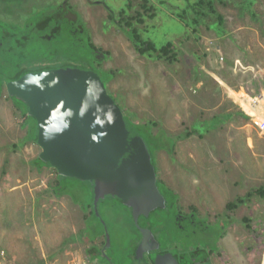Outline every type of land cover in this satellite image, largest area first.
Instances as JSON below:
<instances>
[{"label": "rangeland", "instance_id": "rangeland-1", "mask_svg": "<svg viewBox=\"0 0 264 264\" xmlns=\"http://www.w3.org/2000/svg\"><path fill=\"white\" fill-rule=\"evenodd\" d=\"M196 1L147 0L151 8L143 12L142 0H78L72 8L99 60L78 54L75 63L104 80L109 74L106 90L130 122L147 123L154 133H162L164 148L151 153L158 185L162 187L163 182L176 190L179 206L188 210L192 204L201 219L209 216L225 225L227 217L230 225L219 241L217 261L264 264V197L254 192L264 185V0H211L215 12L207 6L209 0L195 7L197 11L186 7ZM53 2L28 0L32 12ZM121 10L124 18L141 10L142 23L132 22L137 35L155 49L171 43L169 53H139L125 31L129 28H121ZM18 12L14 6L0 12V18L14 19L2 25L14 26L20 33L26 16ZM37 16L28 17L32 28ZM65 37L62 34L58 44H65ZM33 44L51 46L39 39ZM34 46L30 43L28 49ZM71 53L75 56L74 50ZM243 98L256 101L261 115L246 112ZM24 120L3 85L0 249L7 253L3 259L19 264H94L86 249L101 247L106 228L109 246L105 252L113 263L140 264L133 252L139 236L131 209L107 196L98 201L95 216L88 206L91 185L72 177L60 178L67 193L57 194V172L52 167L38 168L35 158L40 147L32 140L25 142ZM173 218L174 210L163 207L153 209L150 217L140 215L137 221L143 227L154 225L158 239L183 237L176 233ZM186 240L183 247L209 244L199 232ZM168 250L176 252L173 247ZM197 256H205V251Z\"/></svg>", "mask_w": 264, "mask_h": 264}, {"label": "water", "instance_id": "water-1", "mask_svg": "<svg viewBox=\"0 0 264 264\" xmlns=\"http://www.w3.org/2000/svg\"><path fill=\"white\" fill-rule=\"evenodd\" d=\"M81 66L27 70L5 77L10 96L21 100L36 123L38 157L57 174L87 182L92 188V207L110 196L132 212L141 231L135 256L148 253L147 231L138 224L140 215L165 206L156 183L152 154L143 137L107 92L94 71ZM109 246L105 228L104 246ZM101 250V254H106ZM152 264H178L170 254H159ZM111 264V263H109Z\"/></svg>", "mask_w": 264, "mask_h": 264}, {"label": "flooded vegetation", "instance_id": "flooded-vegetation-1", "mask_svg": "<svg viewBox=\"0 0 264 264\" xmlns=\"http://www.w3.org/2000/svg\"><path fill=\"white\" fill-rule=\"evenodd\" d=\"M98 1L101 2V0H98ZM77 3H78V0H75V2H72V0H58V1L55 0V2L46 4L42 7H38L37 10L34 9V12H32V8L34 7L30 6V3H28V0H0V12L8 11L9 9L14 8V6H18V9H19L18 13H20L21 16L22 14L26 16L25 22L28 23L29 25L31 23L29 22L28 17L34 14H38V16L35 19L36 22L40 18L47 19V22L43 24H39V25H43V26H39V30L46 29L45 30L46 32L44 33H41V31L39 32V30H35V29L33 30H30V28L25 29L23 27L24 25H22V29L20 30L21 32L19 33V30L16 27L14 26H11V27L15 29L14 31L18 35H22L25 33L28 34V38H29L28 44L31 43L34 46L35 44L33 43L35 42L36 39L41 40L40 37L42 38L44 37L45 39H47V41L50 42V45H51L48 48H43L44 50L48 49V51L46 52L44 51L42 53H39L41 52L39 50V45H35L34 50L33 49L30 50V54H28L27 52L26 58L23 57L21 59H15L16 61H8V63H6V67L4 68L5 70L1 72L5 76H12L13 74L21 70L23 72L27 70H46V69H56V68L65 67V66H77V63L75 62L78 61V47L76 48L71 47L75 51V56H73L71 51L68 49L70 48V46H68L66 43L63 45L58 44L60 42L59 38L64 33L63 32L64 30H62V27H66L65 21L68 19L67 14L68 13L73 14L72 11L77 14L76 10H73L72 8V6H76ZM68 7H70V9H68ZM127 7L129 9V6ZM43 9H47V10L44 11ZM22 11H24V13H21ZM69 17H71V15ZM77 17H78V14H77ZM127 17L128 16H126L125 18ZM4 21L13 22L15 20L9 19L8 17L0 18V35H2L5 32L4 28L8 29L7 26L5 27L2 25V22ZM70 21H71V24L74 23L75 17L73 18V20H70ZM71 24L69 27L72 31L75 32V30L76 31L79 30L80 32H82V28H80V26L77 23H75L74 25L73 24L71 25ZM83 28L86 29L84 25H83ZM37 36H39V38H37ZM75 37L78 40V32L76 33ZM76 43H78V41ZM91 51H93L94 60L98 62L99 60L98 51L96 50L95 47L92 48ZM54 61H57V64L52 66L51 64ZM154 159H155V156H154ZM155 163H156V159H155ZM154 168L156 169L155 172H157L156 165L154 166ZM157 180L158 179L156 178L157 186L165 198L164 208L166 207L169 210L171 209L174 210L175 219L174 218L173 219L175 221L174 225L176 228V233L177 232L181 233L183 237L180 235H177V237L165 236L161 240L156 237L158 236L157 234H153L154 225H147L144 227L139 225L144 231H147L150 233L147 239H148V244L152 248L150 249L148 253H144L143 257L144 259H146V262H143L141 264H152L153 261L150 262V258H154L155 256H158L159 254H164V253L170 254V256L174 257L178 264H220L219 262L220 260L217 261V258H219L218 254L221 253V246L219 245V241L225 235L224 231L226 230V227L230 225L229 221L227 220V217H225V225L217 221H211L209 219V216L207 218L203 217L201 219L202 217L201 215H195V210L192 204L188 205V207L189 206L191 207L188 210H185L182 206L180 207L177 201L178 194L176 193V190H172L171 188L167 187L163 182H161L162 187L159 186ZM163 189L170 190V192H172L173 197H170L171 198L170 199L167 196V194L163 192ZM175 196H176V200H174ZM169 200L171 201L170 203H169ZM89 210L91 213V208H89ZM152 211H150L146 217H150ZM96 215H98V213ZM166 219H168V217H166ZM217 224L219 226H217ZM161 228L163 227L161 226ZM136 229L138 230L139 239L134 245V248L136 247V245L141 239V231L137 227ZM196 232H199L205 235L209 244L205 245V248L200 247L198 245H190V244H186L185 247H183V243L185 242L186 238L188 239L191 236H194ZM102 246L103 245H101V247ZM101 247L100 249L102 250ZM170 247H173L176 250V252H172L168 250ZM104 250L105 248L103 249V251ZM202 250L205 251V256H197L199 251H202ZM187 252H188V255L186 256ZM105 254H106V257L105 256L101 257V254H100L99 257L92 259L95 262L94 264H104L102 263L103 259H104L103 262L107 261L105 262V264L111 263L110 255L107 254L106 252Z\"/></svg>", "mask_w": 264, "mask_h": 264}, {"label": "trees", "instance_id": "trees-1", "mask_svg": "<svg viewBox=\"0 0 264 264\" xmlns=\"http://www.w3.org/2000/svg\"><path fill=\"white\" fill-rule=\"evenodd\" d=\"M142 1H143V4L141 5L142 11L143 12L149 11V9L151 7L147 6V0H142ZM251 2H252V0H251ZM203 3H204L203 0H197L193 4L189 3L186 7H190L194 11H197V8H195V7L198 6V8H201ZM206 4H207L208 7H210V11L215 12V10H214V8L212 6V1L211 0L206 2ZM185 9H187V8H184V10L182 11L183 13H185L184 12ZM142 11L141 12L140 11H136L135 12V16H130L129 15L126 19L122 16V12H123L122 10L120 12H118L119 15L121 16L120 20H122V21L124 20L123 21L124 24L121 25V28L125 27V28H129L130 29V30L128 29V30H125V31L127 33L129 31L128 35L130 36L131 40L134 43L135 48L137 49V51L139 53H141V54L147 53V55H148V53H150V52H157V53H159V54H161L163 56L167 55L169 53V51H170L169 49L171 48V45H170L171 43H167V45H163L159 49H155L154 45L150 41H142L139 38V36L137 35V31L135 30V28L132 27L133 19H135V21L137 23H142V17H141L142 16ZM72 13L73 14H71V17L68 16V19L65 21L66 27H62V30H64L63 32L66 35V37H65L66 38V44L68 46H70V48H68V49L70 51H72L74 49L71 48V47H75V48L78 47L79 56H81L83 58H87L86 56H88V54H89V55H91L93 57V51H91V49L94 48V46L90 42L88 33H87L86 29L83 28V23L81 22L80 18L77 17V14L74 13L73 11H72ZM198 13H200V11ZM74 17H75V22L72 23V24L74 25L75 23H77L80 26V28H82V32H80L79 30L78 31L75 30L76 33L78 32V40L75 37L76 33L74 31H72L70 29V27H69L70 24H71L70 20H73ZM110 17H111V19L113 18V16H111V15L109 16V18ZM177 17L182 18L180 15L177 16ZM220 20H221V17L218 15V21H220ZM194 21H196V20H194ZM45 22H47V19H45V18L41 19L40 18L39 20H37L35 28H30L31 26L28 23H26L23 27L25 29L30 28V30H33V29L39 30V26H43V25H39V24H43ZM14 30L15 29L13 27H8V29L4 28L5 32L2 35H0V67L3 68L2 70H5L4 68L6 67V63H8V61H16L15 59H21L23 57L26 58L27 57V52L28 51L30 52V50L28 49V39H29L28 38V34L25 33V34H22V35H18ZM37 38H39V36H37ZM40 38H41V41L44 40L46 42H49L44 37L43 38L40 37ZM77 41H78V43H76ZM141 45H143V47ZM83 48H85V49H83ZM39 50L41 51L40 53H42L44 51L46 52V50H44L41 47H39ZM2 70L0 69V94H1V89H2L1 87H3V80L5 79V77L12 78V77H15L16 75L20 74V72H22V70H21V71L15 73V74H13L12 76H5L1 72ZM105 76H106L105 80L103 78H101V79L106 83V80L108 79L109 74L105 73ZM8 98L11 99L12 103L17 108L18 112L25 116V120L23 121L24 122L23 124L26 126V133H25V136H24L25 142L29 141V140H32L33 142H35L36 123H35V120L26 113V109H27L26 105L21 100L16 99L14 96L8 95ZM126 118L128 119V117H126ZM131 124L137 130V132L143 137V139L146 142V144H147V146L149 148V151L151 153H154L156 150L164 148L163 147L164 144H163V139H162V133H160V132L154 133L152 131L150 125L147 124V123H143V124L131 123ZM167 139H168L167 141L169 142L170 138H167ZM35 161H36V164H37L38 168H42L43 166L49 167L48 164L46 162H43L38 156H36ZM56 175H57L58 181L55 184V188H54L55 192L57 194L67 193V188H65L63 186V184L61 183V181H60V178H63V177H66V176H62L60 174H56ZM73 179L74 180H79V179H76V178H73ZM79 181H81V180H79ZM82 182H84V181H82ZM163 192L165 194H167V196L169 198L173 197L172 192H170V190L163 189ZM254 192L258 196L264 197V185L258 187ZM71 198L74 201L78 202L76 195H74L73 193L71 194ZM91 198H92V195H91ZM170 202L171 201L169 200V203ZM82 206L84 207V206H87V205L82 204ZM88 206L91 208V213L96 216V214L93 212L91 203ZM98 234L103 235L102 233H98ZM95 235H97V234H95ZM95 235H92L90 238H93ZM102 245L104 246V241L102 242ZM103 246L101 248H103ZM134 249H133V252H134ZM86 250H87L86 253L88 255V258L91 259V260L96 258V257H99L100 254H101L100 247H97L96 245H91ZM104 253H105V250H104ZM110 259H111V263L114 264L112 258H110ZM152 260H153V258H150V262H152ZM103 261H104V259L102 260V262ZM105 262H107V261H105ZM143 262H146V259L139 261L140 264L143 263Z\"/></svg>", "mask_w": 264, "mask_h": 264}, {"label": "bare ground", "instance_id": "bare-ground-1", "mask_svg": "<svg viewBox=\"0 0 264 264\" xmlns=\"http://www.w3.org/2000/svg\"><path fill=\"white\" fill-rule=\"evenodd\" d=\"M253 102L255 103V104H253ZM241 105H242V108L246 111V112H257V111H259L258 109H257V107H259V106H257V104H256V101H253V100H250V99H248V98H243V99H241ZM257 113H259V112H257ZM260 114V113H259ZM261 115V114H260ZM262 117V116H261ZM262 119H263V121H264V117H262Z\"/></svg>", "mask_w": 264, "mask_h": 264}, {"label": "built area", "instance_id": "built-area-1", "mask_svg": "<svg viewBox=\"0 0 264 264\" xmlns=\"http://www.w3.org/2000/svg\"><path fill=\"white\" fill-rule=\"evenodd\" d=\"M3 255L5 256V259H6L7 253L5 252L4 249H0V256L2 257L0 259V264H19L16 260L7 261V260L3 259ZM88 264H90V263H88Z\"/></svg>", "mask_w": 264, "mask_h": 264}, {"label": "crops", "instance_id": "crops-1", "mask_svg": "<svg viewBox=\"0 0 264 264\" xmlns=\"http://www.w3.org/2000/svg\"><path fill=\"white\" fill-rule=\"evenodd\" d=\"M183 10H181V12H182Z\"/></svg>", "mask_w": 264, "mask_h": 264}]
</instances>
